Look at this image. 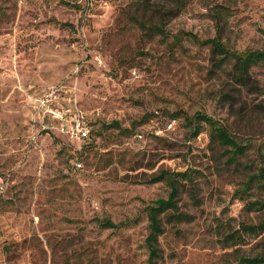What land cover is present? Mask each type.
I'll return each mask as SVG.
<instances>
[{"label":"rangeland","instance_id":"1","mask_svg":"<svg viewBox=\"0 0 264 264\" xmlns=\"http://www.w3.org/2000/svg\"><path fill=\"white\" fill-rule=\"evenodd\" d=\"M138 19L146 21L135 0H0V264H148L146 208L171 191L149 181L163 171L190 174L178 201L192 219L164 217L157 264H237L240 252L264 254V233L224 243L264 218L250 208L264 203V185L245 189L264 165V64L251 69L261 93L238 95L232 67L216 70L201 43L219 37L239 52L264 51V0H188L166 18L165 37ZM54 86L99 112L92 142L59 134L30 142L27 97ZM228 91L233 109L221 99ZM155 112L162 119L149 122ZM199 114L250 143L242 166ZM167 117L178 119L177 131L147 135L146 123L153 129Z\"/></svg>","mask_w":264,"mask_h":264},{"label":"trees","instance_id":"2","mask_svg":"<svg viewBox=\"0 0 264 264\" xmlns=\"http://www.w3.org/2000/svg\"><path fill=\"white\" fill-rule=\"evenodd\" d=\"M140 10L143 11L145 15V20L138 19L139 25L142 29L149 34H159L164 36L167 34L165 30L164 22L168 16H176L181 13L182 9L186 6L188 0H135ZM219 19L222 17L219 13ZM148 18H147V17ZM154 18H157L158 22H154ZM222 19V18H221ZM175 43L178 42L176 38ZM205 45L211 46V55L213 66L216 70H224L227 67L231 66V81L238 85L239 94L242 95L243 92L248 94H260L261 87L257 82L252 78L251 69L260 64H264V51L263 50H254V51H244L239 52L233 49H230L219 37L206 40L201 42ZM221 99L226 101H231L230 108L233 109L235 98L232 99L231 94L228 92L221 94ZM243 111L238 110L235 112V116L242 117ZM198 119L202 122H205L209 125L211 129L212 139L217 142L219 145L226 147L231 153L230 162L239 164V158L245 156L250 148V143L243 144L239 141L236 135L231 131V129L220 122L214 120L213 118L205 115L199 114ZM160 116L159 112H155L151 115L149 122L155 121ZM175 121L176 127L175 131L178 130L179 121L177 118L167 117L166 119L156 122V129H165L169 122ZM96 123H92V131L90 138L86 143L92 142L93 138V126ZM150 123H146L144 128L147 135L155 139H165L166 135L158 136L155 135L150 130ZM168 133V132H166ZM200 129L194 131V135H198ZM145 136L144 131L136 134ZM55 136V135H50ZM264 149V144L260 148L259 159L261 162H264V154L262 150ZM81 165V163H80ZM242 166V164H239ZM245 169L253 170L254 166H245ZM183 179H190V174L188 171L169 173L167 171L161 172L159 175H156L150 179V183H159L166 182L170 187V194L167 198H161L154 201L151 205L146 208L148 220H149V234L146 238V246L149 250V259L148 264H157V261L162 257L160 249V237L165 233V228L163 224L164 217H167L169 222L181 223L191 221V217L187 214H184L180 211L179 207V193H180V182ZM255 184L259 186L264 185V165L257 167L251 175H249L248 182L245 184V189H251ZM250 208H256L258 210H264V203L254 202L250 204ZM106 228L116 227L110 220H105L103 223ZM261 233H264V218L259 223H246L241 225V229L234 231L226 236L224 243L227 247L241 246L246 242V237H257ZM240 251V250H239ZM237 264H264V254L257 255H247L244 253H239L236 258Z\"/></svg>","mask_w":264,"mask_h":264},{"label":"built area","instance_id":"3","mask_svg":"<svg viewBox=\"0 0 264 264\" xmlns=\"http://www.w3.org/2000/svg\"><path fill=\"white\" fill-rule=\"evenodd\" d=\"M30 104V142L36 145L45 135H62L71 142H86L91 135L92 123L98 111L89 114L78 100L65 87H52L39 96H28ZM175 121L169 122L167 128L150 130L158 136L175 130ZM138 138H143L138 135ZM80 167L81 165L78 164Z\"/></svg>","mask_w":264,"mask_h":264}]
</instances>
